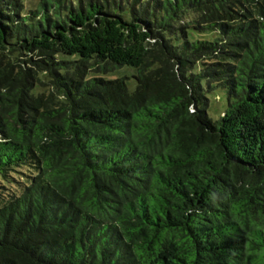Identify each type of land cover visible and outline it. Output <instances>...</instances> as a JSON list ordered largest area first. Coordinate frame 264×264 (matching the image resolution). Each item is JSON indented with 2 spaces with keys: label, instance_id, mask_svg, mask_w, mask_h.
Instances as JSON below:
<instances>
[{
  "label": "trees",
  "instance_id": "1",
  "mask_svg": "<svg viewBox=\"0 0 264 264\" xmlns=\"http://www.w3.org/2000/svg\"><path fill=\"white\" fill-rule=\"evenodd\" d=\"M31 4L0 0V264H264V0Z\"/></svg>",
  "mask_w": 264,
  "mask_h": 264
},
{
  "label": "rangeland",
  "instance_id": "2",
  "mask_svg": "<svg viewBox=\"0 0 264 264\" xmlns=\"http://www.w3.org/2000/svg\"><path fill=\"white\" fill-rule=\"evenodd\" d=\"M37 0H25V8L26 10L29 8H32L33 4L36 2ZM124 75L128 76V80H127V87L129 89L130 92L134 91L136 83L133 76V71L132 70H128V72H123V73H112L110 75H103L102 77L105 79H115L117 77H123ZM218 98V101L216 100ZM208 99H209V108H208V112L209 115L212 118H217L219 112L221 110H223L226 106V95L225 92L223 90L220 89H214V91L208 95Z\"/></svg>",
  "mask_w": 264,
  "mask_h": 264
}]
</instances>
